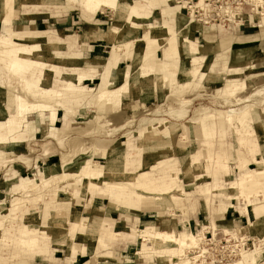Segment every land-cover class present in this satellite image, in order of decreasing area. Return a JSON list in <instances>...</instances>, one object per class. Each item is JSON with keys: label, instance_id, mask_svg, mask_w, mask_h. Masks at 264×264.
Instances as JSON below:
<instances>
[{"label": "rangeland", "instance_id": "1", "mask_svg": "<svg viewBox=\"0 0 264 264\" xmlns=\"http://www.w3.org/2000/svg\"><path fill=\"white\" fill-rule=\"evenodd\" d=\"M168 1L173 7L170 19L156 10L143 21L150 28L166 26L164 39L147 27V31L137 30L143 26L134 24L130 13L125 18L126 14L107 8L100 11L103 14L98 12L104 23H95L102 31L117 28L120 16L126 26L119 32L122 40L101 43L95 52L86 53L87 58L106 59L116 54L118 46H128L121 51L126 52L122 59L126 64L112 71L117 75L127 65L123 82L109 87L114 90L105 95L98 94L104 77L100 86L99 80L86 82L95 90L89 94V104L74 107L70 122L64 124V113L58 111L53 123L48 113L46 119L30 116L32 126L25 117L36 112L35 102L47 107L53 103L52 111L66 110L64 102L71 92L66 80L77 79L65 73L71 64L64 58L65 39H81L85 22L96 16L84 22L80 5L68 8L74 11L64 15L68 11L65 0H0V20L4 14L13 16L15 25L9 29L18 43L0 49V264H44L49 257L51 264H64L63 260L73 259L78 252L90 254L87 264H108L113 263L115 250L127 246L129 240L135 245L132 264L187 260L236 264L242 252H250L247 259L255 255L251 251L263 239L259 227L264 221L254 225L256 217L248 207L257 195L249 203L229 198L224 190L259 168L255 163L248 167L254 162L251 148L263 150L264 131L255 126L251 115L264 117V28L259 26L264 0H228L217 6L205 0ZM132 2L139 5L141 1ZM141 11L136 13L142 15ZM36 19L42 23L29 25ZM251 27L248 34L246 29ZM25 30L54 31L60 37ZM131 31L136 32L134 36H129ZM227 37L231 38L226 42L232 43L228 51L220 49V41ZM244 40L247 43H236ZM33 43L46 54L42 62L39 52H33L36 49L23 51ZM54 55L60 61H45ZM150 70L148 83L144 75ZM114 150L123 152V161L104 155ZM257 158H262L260 153ZM188 162H192L191 175L185 173ZM124 164L122 178L136 177L124 192L131 197L124 199L136 203L141 196L153 199L170 189L180 198L178 204L165 207L170 196L163 195L149 207L138 204L135 208L104 182L98 186V180H92L86 186L90 180L85 172L123 168ZM144 172L154 183L143 178ZM222 174L226 177L223 184ZM204 186L213 187L209 203L204 200ZM246 206L252 227H248ZM145 207L149 218L135 220L131 210ZM226 208L245 215L244 224L225 221ZM152 223L160 229L173 223L176 232L198 238V246L188 248L182 257L168 250H161L165 259H158L156 251L146 254L139 231ZM260 248L258 264H264V244Z\"/></svg>", "mask_w": 264, "mask_h": 264}, {"label": "bare ground", "instance_id": "2", "mask_svg": "<svg viewBox=\"0 0 264 264\" xmlns=\"http://www.w3.org/2000/svg\"><path fill=\"white\" fill-rule=\"evenodd\" d=\"M227 1L228 0H205L204 3H208V5H210V6H217V4H222V3H225ZM65 2L66 3L64 4V6L67 10H68V8L74 7L76 5L81 6L82 17L84 19L83 21L92 20L98 12L107 8V9L113 10L115 12L116 11H118L119 13L122 12V13H124V15L126 14L125 18H127V14L130 13L132 15L133 20H134L133 21L134 24H136V23L141 24L143 27H145V31H147L146 30L147 25H146V23L143 22L144 20H147V19H141L140 20V19L134 18V17H139V15L136 13V9H135L136 6L133 4L132 0H65ZM228 3H226V5H228ZM222 9H224V8H222ZM124 15H122V16H124ZM123 19H121V16L119 19H117V28L115 27V29H113V31L109 33V35H108L109 40H111V41L114 39L118 40L120 38L119 32H122L124 30L123 26H126V24L121 23V21ZM259 26L264 28V18L262 19V22ZM147 28L152 30L154 34L162 36L163 39L166 37V33H165L166 26H160V27H156V28H152V29L150 27H147ZM13 35H14V33H12V31L10 29H8L6 31V33L1 34V36H0V49H2L3 45L6 48L7 46L13 45V47H14V45L18 44V43H16L15 39L12 38ZM122 47L123 46H118L116 51L121 52L123 49ZM20 49H22V48H20ZM25 49H23V51H26V52H27V50L36 49V44L33 43V45H31L30 47L25 46ZM17 51H18V48H17ZM33 52H35V53L39 52V55L37 58L41 57L40 62H42L46 57V56H44L46 54H44L42 50H40V51L37 50V51H33ZM56 58L59 60V58L57 56H54V57L51 56L50 58H47L45 61H48V60L53 61ZM64 58L66 59L67 62H71L72 60H76L77 57L66 56ZM150 72H151V70L147 71L145 73L144 80H147L148 77H151V76H149ZM123 76H124V74L118 78H110V77H108V75H105L103 78V83L101 84L100 89L98 91V94L99 95H101V94L105 95L107 93H112V91L114 90V88L116 86L115 84L120 85V83L123 82ZM152 77H153V75H152ZM149 81H150V79H148V83H150ZM109 87H111V88L114 87V88L112 90H110V89H108ZM251 116H252L251 121H253L255 126L258 129H261L264 131V117H262L259 113L255 114V112ZM238 127H240V126L237 125L236 128H238ZM236 130L239 131V133H240V128L236 129ZM249 132H251V131H248V133ZM240 141L244 142V140H240ZM255 149L251 148V153L253 155L254 163L256 165H259V168L256 169L255 171L248 172L246 174V176H244V177L236 179L235 181H233L230 184V186L228 185L229 186L228 188H226L224 190L225 195L228 196L229 198L243 199L244 201L249 200V203H252L251 202V196L257 195L258 199L256 200V202L249 205V207H248V208L252 209V213L256 217V220H254L256 222L255 224L252 222V217H251V214H250L247 206L245 207L246 213L248 214V218H249L248 227H252L253 224L257 225L258 222L261 223L264 221V198L263 199L260 198L261 197L260 193H263V197H264V143L262 145V149H263L262 151L259 152L258 150H255ZM259 153H260V156L262 157L261 159L257 158ZM104 155L108 159L118 158L121 161L124 160L123 152H117L115 150L114 151H106L104 153ZM63 158H65V157L63 156ZM250 164H252V163H250ZM124 168H125V164H124L123 168H118V169H113V170H108V169L107 170H97L96 169V170H91L90 172L89 171L85 172L84 173L85 176H88L89 180H90V182H88V184L86 186L89 187V184L93 182L92 180H98V183H97L98 186L102 185V182H104V185L109 186V188H111L112 190L113 189L117 190V193H116L117 196H119L124 202H126V204H128V205L131 204V207H135V208L138 206V204H149L148 205V207H149L153 201L161 200L163 195L164 196L165 195L170 196V197H168V201H170V202L165 204V207L170 206V204H172V203L178 204V201L180 200V198H178L175 195V192H176L175 190L170 191V189L162 190V194H161L162 197L161 196L155 197V198L153 197L154 200L152 198H150L149 196H141L140 197L141 199L139 200V202H136V203H131L130 199H124L123 198L124 196H126V195L129 196L127 194L128 192L126 194L124 193L125 189L127 188L126 186H133L132 182L136 178V177H130V178L123 179L122 175L126 174L124 172ZM191 168H192V162L186 163L185 164V173L191 175V171H192ZM141 175L143 176L144 179L146 178L151 183H154L153 181H151L152 179L150 180L151 177L148 176V173L144 172V173H141ZM99 179L102 181H100ZM215 181H216V178H215L214 182ZM38 185H39V183L36 184V186H38ZM212 186H214V185H212ZM212 188L210 186H204L203 195H205L204 200L207 203L210 202L208 197L210 194V190ZM260 189L262 190V192H260ZM129 197H131V196H129ZM221 199H222V197H221ZM212 201H213V199H212ZM148 207H145L144 211H146ZM210 210H213L212 207H210ZM259 229L264 232V223H261ZM139 236L143 242L142 251L145 252L146 254H152L153 251L154 252L156 251V253L159 255L158 259H165L166 258V257L162 256L163 254L161 253V250L178 252V253H180L179 255L182 257L185 255V252L188 248L194 247V246L197 247L198 241H199L198 238H196L194 235H190V234L189 235H181L180 233L176 232L175 231V224H173V223L167 224L163 229H160L157 225L152 223V225L147 226L146 229L140 230ZM262 238L263 239H261L260 243H259L260 246L258 245V247H256V249H255L256 251L255 250L251 251V252H254L255 255H252V257H249V259H247V255L250 252L249 253L248 252L247 253L242 252L239 256L240 257L239 261H237L236 264H258V262L260 260V256H261V253L259 252L261 249L260 247L262 246V244H264V236ZM144 247H147V248H144ZM189 260H191L193 262L192 259H189ZM246 260H250V261L247 262ZM175 264H191V263H189L187 260V261H184V262L181 261V263H175Z\"/></svg>", "mask_w": 264, "mask_h": 264}, {"label": "crops", "instance_id": "3", "mask_svg": "<svg viewBox=\"0 0 264 264\" xmlns=\"http://www.w3.org/2000/svg\"><path fill=\"white\" fill-rule=\"evenodd\" d=\"M140 1L141 2H139V5H135L136 6L135 9L137 11H140L141 9H143V11H141L143 14L142 15L140 14L139 18L134 17L135 19H140V20L141 19H150L151 16L153 15L154 11H156V10L161 11V14L165 20L170 19V15L172 14V8L173 7L171 6V2H169L168 0H150V2H148L147 0H140ZM147 4L148 5L150 4L151 6H147ZM23 5H25V4L23 3ZM160 6H161V9H160ZM60 7H63V6L60 5ZM71 8L73 9V7H71ZM71 11H74V10H68V11H66L67 13L64 15H67ZM99 13L103 14L102 12H99ZM0 14H1V12H0ZM13 14H14V10H13ZM54 16H56V15L54 14ZM95 16H96V18H94L93 21H90V22L84 21L85 22V31H84V35L81 39H74V40H71L70 38L65 39V41L67 42L65 55L77 57L76 60H72L71 64L67 65L66 71H65L67 76H71L73 74V75H75V78L77 79L76 82H74L72 80L70 81L68 78L66 80L67 88L71 91L67 95L68 97L65 99L66 102H64L66 104V110L63 109L62 107H57L55 110L52 111V110H49V107L51 109L53 103L51 104V106L47 107V106H45V104H42L41 102H40L41 106H39L40 103L35 102V103H33V105L34 104L38 105L36 108V112L28 113L25 117V119L28 122H30V120H29L30 116L36 115L40 119H46V116L48 113L49 118L51 119V121L53 123L56 120V113L58 111H62L64 113V119H63L64 124H65V122H70L69 118H71L74 115V113H73L74 107L78 106L79 104H89V99H88L89 94L91 91L95 90V88H89V87L85 86L86 82H92L94 80H99L98 86H100V84H101L100 81L102 80V77H104L105 75H108V77L112 78L113 76L121 77L125 73L127 65L123 70H120L117 73V75H113L112 71L117 66H119V65L122 66V65L126 64L125 63L126 60L123 61L122 59L126 53L125 51H126L128 46H123L122 50H125L124 52H116V54H112V55L110 53L109 57L106 59L98 57L96 55L94 56L93 59L87 58L86 53L87 52H95L94 50L97 46L103 45L101 43H108L111 45L113 43V41L108 39V35H109L110 31H102L98 27V25H102L104 22L98 18L97 14ZM10 17L11 18L8 17V14H4L3 20H0V23L2 24V27H3V29L0 31V34L5 29L8 30L9 28H13L11 25H15L14 21L12 19L13 16H10ZM95 21L98 22V25L95 23ZM39 23H42V22H38L37 19L29 21V25H36V24L38 25ZM137 25H141V24H137ZM138 29H145V28L144 27H138L137 30ZM252 30H253V27L246 29L248 34ZM25 31L28 32L29 30H25ZM29 32H31L35 35H42L44 33L50 32V34L54 33L51 35H55L56 37H60L54 31H47V32L29 31ZM135 33H136L135 31H133V32L131 31L129 36H132V35L134 36ZM55 36H53V37H55ZM122 36L119 38V40H122ZM229 38H231V37L224 38L223 40L220 41V49L226 50V51L229 50V48L232 45V43L226 42ZM240 38H242V37L240 36ZM235 39H236L235 41L241 40L239 38H235ZM236 43L238 45H241V44L247 43V41L244 40L243 42H236ZM236 43H234V44H236ZM53 50L57 51L58 49L56 47V49H53ZM155 55L158 58L156 51H155ZM54 56L58 57V55H54ZM130 59L127 60V62L130 63L131 62ZM74 62H76L77 64L75 65ZM79 63H80V65H78ZM168 96H171V95H168ZM166 98H167V96H166ZM30 125H32L31 122H30ZM55 129H57V128H55ZM100 148H102V147H100ZM250 163L254 164V162H249L248 167H250L252 165ZM237 169H236L237 171H240L239 168H237ZM230 174L232 175V172ZM226 175H228V174H226ZM224 178L226 180V177H224L223 174L219 177V179L221 180V183L224 182ZM96 198L97 199L101 198V196H96ZM106 198L107 197H104L103 200H106ZM229 207H232V204ZM131 211L136 213L137 218L135 217V220H138V221L141 220V222H143L142 217H145L144 220L149 218V216L146 214V211H144L143 208L137 209V211H134V210H131ZM226 211H227V208H226ZM149 213H152V211H150ZM239 215L241 216L240 212H238L236 209L228 210L227 213L225 212V217H223V218H225V221L232 222L234 225L238 226L240 224H244L245 217H246L245 215H242L241 217H239ZM246 219H247V217H246ZM190 220H191V218H190ZM116 230H118V229H116ZM115 233H118V232H115ZM125 243H129V244L127 246H123V247L121 245L120 246L121 249L118 248L117 250H115V258H113V263H108V264H132V263H135L133 261L134 259H133V255H132V251H133V248L135 245L131 242V240H129L128 242H125ZM119 244H122V242H120ZM78 256H79V258H78ZM87 256H90V254H83V252H81V253L78 252L75 254V257L73 259L70 258V260H63V261H64V264H81V263H85L88 260L87 258H89V257H87ZM120 257H121V259L126 258V260H121V259H119ZM51 261H52L51 257H49L48 263L46 262L44 264H51L52 263ZM87 263H85V264H87Z\"/></svg>", "mask_w": 264, "mask_h": 264}]
</instances>
